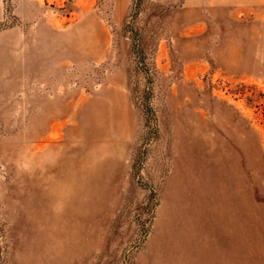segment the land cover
<instances>
[{
  "label": "rangeland",
  "instance_id": "obj_1",
  "mask_svg": "<svg viewBox=\"0 0 264 264\" xmlns=\"http://www.w3.org/2000/svg\"><path fill=\"white\" fill-rule=\"evenodd\" d=\"M0 264H264V0H0Z\"/></svg>",
  "mask_w": 264,
  "mask_h": 264
}]
</instances>
